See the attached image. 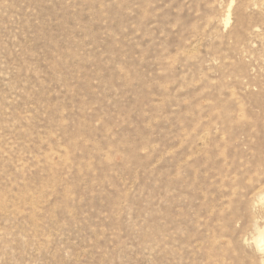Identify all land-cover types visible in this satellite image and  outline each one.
Returning a JSON list of instances; mask_svg holds the SVG:
<instances>
[{"label":"rangeland","instance_id":"1","mask_svg":"<svg viewBox=\"0 0 264 264\" xmlns=\"http://www.w3.org/2000/svg\"><path fill=\"white\" fill-rule=\"evenodd\" d=\"M0 264H264V0H0Z\"/></svg>","mask_w":264,"mask_h":264}]
</instances>
